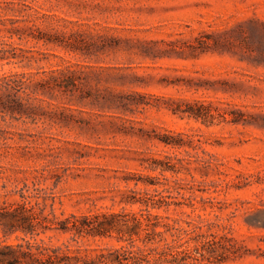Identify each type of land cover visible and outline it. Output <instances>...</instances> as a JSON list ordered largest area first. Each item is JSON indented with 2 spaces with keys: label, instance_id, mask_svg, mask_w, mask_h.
<instances>
[{
  "label": "rangeland",
  "instance_id": "obj_1",
  "mask_svg": "<svg viewBox=\"0 0 264 264\" xmlns=\"http://www.w3.org/2000/svg\"><path fill=\"white\" fill-rule=\"evenodd\" d=\"M53 34L79 47L36 39ZM5 42L28 58L0 60V78L40 79L68 66L82 84L45 100L32 95L43 107L36 119L0 112V202L26 194L40 222L33 235L0 230V241L69 245L81 249L79 264H93L127 241H75L60 221L138 212L140 203L120 201L127 190L178 181L196 208L169 214L185 228L208 224L230 248L208 254L191 242L184 264H264V214L253 216L264 211V0H0V48ZM120 93L140 105L125 110ZM154 160L173 170H152Z\"/></svg>",
  "mask_w": 264,
  "mask_h": 264
},
{
  "label": "trees",
  "instance_id": "obj_2",
  "mask_svg": "<svg viewBox=\"0 0 264 264\" xmlns=\"http://www.w3.org/2000/svg\"><path fill=\"white\" fill-rule=\"evenodd\" d=\"M35 12L36 14L40 13L38 10ZM45 15L47 14L41 13V17ZM30 28L39 30L35 24ZM17 30L20 31V28ZM21 34V32L16 34L19 39L23 37ZM53 35H56L57 38H52V35H42L36 36V39L38 41L43 39L46 44L55 43L68 51H75L79 47L71 42H63L62 39L57 40L59 35ZM10 58H18L21 61L28 56L25 55L24 49L13 43L5 42L0 48V60ZM44 76L46 77L36 79L33 74L14 73L0 78V112H8L15 118L36 119L41 114L43 107L31 102L32 95L45 100L46 97L54 96L57 93L72 94L74 89L79 88L82 84L78 72L68 66L62 70H51ZM118 97L120 105L125 110L131 105L139 106L141 103L135 100L133 93H120ZM191 113L196 118L202 115L200 112ZM233 121L238 120L233 119ZM165 143L173 144L168 141ZM153 163L155 164L149 166L152 170H157L158 167H160L161 173L173 170L170 165L162 162L154 160ZM166 184L163 183V185ZM181 189L184 187L178 181H175L172 186H167L163 191L149 192L129 189L120 201L127 205L140 203L142 207L138 212L122 209L117 212H101L93 215L72 214L60 221L58 228L64 232H72L75 241L83 236L111 237L114 234L118 240L127 241V246L109 249V257L105 252L99 254L93 264H184L183 258L180 257L190 255L189 244L191 242L194 243L196 250H198L197 245L200 244L208 254H213L218 249L221 250L220 255L225 253L223 250L228 249L229 251L230 248L222 243V240L227 237L210 232L208 224L190 221L186 223L191 227L185 228L179 219L169 214L171 206H175L174 210L183 205H189L193 210L196 208L195 203L192 202L196 197L180 194L179 190ZM173 191H177L178 194H173ZM27 197L22 193L21 201L0 202V230L4 237L9 238L18 231L24 235L37 233L40 222L34 207L29 205ZM179 197L182 200H179ZM186 201L189 203H185ZM153 210H163L166 214ZM259 213L264 214V211L253 213V216H257ZM257 223L263 225L264 220H258ZM183 234H187L189 237L185 241L188 245L180 242ZM169 236L174 237L175 241L170 242ZM137 241L141 244L137 245ZM200 255L204 256L203 253ZM81 261H85L81 255V249H72L69 245L53 246L44 241H31L25 238L17 242L0 241V264H79Z\"/></svg>",
  "mask_w": 264,
  "mask_h": 264
}]
</instances>
